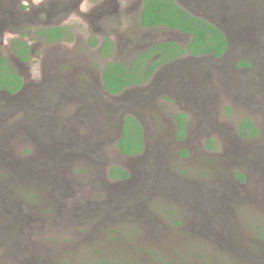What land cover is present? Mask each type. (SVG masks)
<instances>
[{
	"label": "rangeland",
	"instance_id": "obj_1",
	"mask_svg": "<svg viewBox=\"0 0 264 264\" xmlns=\"http://www.w3.org/2000/svg\"><path fill=\"white\" fill-rule=\"evenodd\" d=\"M177 1L225 32L227 52L183 55L110 95L105 61L189 36L142 27L141 0H0V51L23 80L0 91V264H264V0H246L234 15L248 19L232 23L227 0ZM39 26L72 39L43 41ZM12 38L30 45L28 62ZM124 114L142 127L134 156L116 144ZM244 118L257 136H240ZM112 166L129 176L110 178Z\"/></svg>",
	"mask_w": 264,
	"mask_h": 264
},
{
	"label": "trees",
	"instance_id": "obj_2",
	"mask_svg": "<svg viewBox=\"0 0 264 264\" xmlns=\"http://www.w3.org/2000/svg\"><path fill=\"white\" fill-rule=\"evenodd\" d=\"M139 23L142 27L156 28L165 26L187 34L186 43L175 40H162L134 56L128 63L107 60L101 68L100 85L102 89L112 95L122 92L128 87L144 84L157 68L178 59L183 55L221 57L227 47L228 41L224 31L209 20L191 13L177 0H142ZM33 34L38 39L46 42H57L72 39L71 33L62 26L35 27ZM91 44L96 42L91 39ZM10 47L17 59L26 63L31 58L30 45L21 38H12ZM113 42L105 37L99 41L97 53L103 59L111 54ZM238 65H248L247 61H240ZM23 87L20 73L13 64L0 51V91L10 95L18 93ZM105 111V110H104ZM184 112L172 115L174 123V138L177 141L184 139L187 122ZM116 144L121 153L125 155H137L144 147L142 127L138 120L124 114ZM241 137H255L257 128L244 118L239 124ZM212 148V140L208 141ZM187 156L185 149L179 153ZM108 175L112 179H126L129 174L126 170L112 166ZM239 175V174H238ZM241 179L242 176L239 175ZM96 264H114L111 262H97Z\"/></svg>",
	"mask_w": 264,
	"mask_h": 264
},
{
	"label": "flooded vegetation",
	"instance_id": "obj_3",
	"mask_svg": "<svg viewBox=\"0 0 264 264\" xmlns=\"http://www.w3.org/2000/svg\"><path fill=\"white\" fill-rule=\"evenodd\" d=\"M142 1V0H141ZM247 1L246 0H244L243 2H242V0H227V2H226V5H228V8H224L223 9V12H224V16H226L225 18L227 19V20H230L231 21V23L232 22H234V19H239V20H242V18L245 16L247 19H248V15H243V14H236V15H234L235 13H234V11H235V9H237L238 11H242L243 10V8L245 9L246 7H244L245 5L247 6ZM249 5V4H248ZM247 9V8H246ZM241 16V17H240ZM239 30H241V28L239 29ZM172 40V39H171ZM228 45H229V43H228ZM227 49H228V47H227ZM227 49H226V51H225V53L227 52ZM224 53V54H225ZM223 54V55H224ZM173 62V61H172ZM168 64V63H167ZM166 65V64H165ZM163 66V65H162ZM161 67V66H160Z\"/></svg>",
	"mask_w": 264,
	"mask_h": 264
},
{
	"label": "water",
	"instance_id": "obj_4",
	"mask_svg": "<svg viewBox=\"0 0 264 264\" xmlns=\"http://www.w3.org/2000/svg\"><path fill=\"white\" fill-rule=\"evenodd\" d=\"M225 33V32H224ZM226 35V34H225ZM227 37V36H226ZM227 41H228V38H227ZM120 122H122V121H120ZM120 127H121V124H120Z\"/></svg>",
	"mask_w": 264,
	"mask_h": 264
}]
</instances>
